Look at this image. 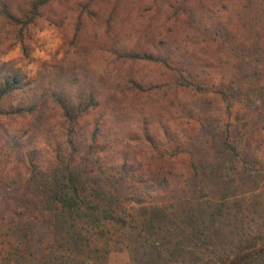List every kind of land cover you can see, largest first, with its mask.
Wrapping results in <instances>:
<instances>
[{
  "label": "trees",
  "instance_id": "16d2710c",
  "mask_svg": "<svg viewBox=\"0 0 264 264\" xmlns=\"http://www.w3.org/2000/svg\"><path fill=\"white\" fill-rule=\"evenodd\" d=\"M55 1L0 0V43L10 45L0 47V156L13 165L0 166V220L15 237L5 264H109L113 246L128 264H264V201L245 197L264 178V31L253 22L239 41L186 13L229 65L210 85L184 76L181 48L163 40L116 52L111 71L40 82L2 57L21 47L29 58L25 36L54 21L45 14ZM148 65L173 72L168 89L194 98L183 143L120 134L130 107L159 87ZM119 134L123 156L108 162ZM129 140L151 155L131 154Z\"/></svg>",
  "mask_w": 264,
  "mask_h": 264
},
{
  "label": "rangeland",
  "instance_id": "374dc122",
  "mask_svg": "<svg viewBox=\"0 0 264 264\" xmlns=\"http://www.w3.org/2000/svg\"><path fill=\"white\" fill-rule=\"evenodd\" d=\"M188 12L198 13L205 21L204 28L224 29L239 41L244 39L248 29H255L253 22L258 30L264 31V0H59L50 4L45 14V18H54V21L38 23L25 36L30 46L29 58L21 47H17L4 55L2 60L40 82L44 77L49 82V76L60 70L70 76L83 71L90 74H101L106 69L111 71L113 65H109L117 59L116 52L153 51L160 47L158 42L163 40L169 46L178 45L181 48L184 56L182 66L186 67L184 76L199 75L205 85H210L214 76L221 78L224 74L230 75L231 71L224 55L211 42V37L190 28ZM240 15L244 19H240ZM0 47L9 48L10 45L0 43ZM58 65L60 67L55 69ZM144 73L162 87H157L151 95L138 99L130 107L132 119L121 126L120 134L129 132L136 135L146 129L157 135L162 147L166 143H183L190 129L191 119L187 111L193 107L194 98L185 93L177 96L168 89L166 84L169 85V82H164L173 72L148 65L144 66ZM120 134L108 162H118L123 156L120 145L126 143ZM46 138L49 139L48 136H41L36 143L44 148ZM129 141L131 154L138 151L144 159H147V154L151 155L147 152L150 150L148 147L141 148L137 141ZM0 162L5 172L12 173L13 165L8 163L7 157L0 156ZM178 162L186 164L187 158L180 157ZM261 182L257 189L245 188V197L249 202L256 197L264 201V178ZM11 234L12 231L0 220L2 264H5L9 246L15 240ZM116 238L110 235L103 241L111 242ZM128 261V252L112 247L109 264H128Z\"/></svg>",
  "mask_w": 264,
  "mask_h": 264
}]
</instances>
